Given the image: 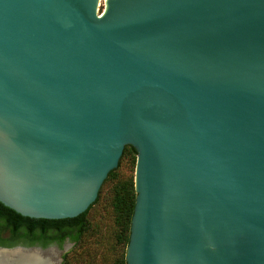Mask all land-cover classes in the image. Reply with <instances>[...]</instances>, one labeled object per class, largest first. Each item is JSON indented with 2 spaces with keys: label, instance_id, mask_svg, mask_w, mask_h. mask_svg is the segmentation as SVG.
I'll list each match as a JSON object with an SVG mask.
<instances>
[{
  "label": "water",
  "instance_id": "1",
  "mask_svg": "<svg viewBox=\"0 0 264 264\" xmlns=\"http://www.w3.org/2000/svg\"><path fill=\"white\" fill-rule=\"evenodd\" d=\"M125 146L126 264H264V0H0V203L74 218Z\"/></svg>",
  "mask_w": 264,
  "mask_h": 264
},
{
  "label": "trees",
  "instance_id": "2",
  "mask_svg": "<svg viewBox=\"0 0 264 264\" xmlns=\"http://www.w3.org/2000/svg\"><path fill=\"white\" fill-rule=\"evenodd\" d=\"M136 156L137 153L131 146H125L118 167L108 174L101 185L96 200L85 212L74 218L49 220L24 217L0 203V232L8 231L11 235L23 236L24 238L21 239L28 242L31 235L30 229H33L31 243L38 241L44 246L54 242L60 246L65 239H68L73 243V247L63 254L60 264H92L91 260L82 256L84 252H82L81 246L84 243V236L91 227L89 214L98 204L104 190L110 187L108 191L111 195L110 207L113 214V236L116 245L121 244L124 250L122 257L117 259L114 264H126L125 250L136 194L133 179L131 177L118 176L117 173L122 163L128 161L134 168ZM36 227L40 228L41 234L35 232ZM21 231L24 232L20 233ZM47 233L49 235H46ZM9 246H13V243L0 242V247Z\"/></svg>",
  "mask_w": 264,
  "mask_h": 264
},
{
  "label": "rangeland",
  "instance_id": "3",
  "mask_svg": "<svg viewBox=\"0 0 264 264\" xmlns=\"http://www.w3.org/2000/svg\"><path fill=\"white\" fill-rule=\"evenodd\" d=\"M118 167V166H117ZM135 167L130 162L122 163L118 169V176L131 177L134 183ZM109 188L102 193L100 200L93 211L89 214L90 229L84 236L82 243V256L91 260L92 264H114V262L124 254L121 244L116 245L113 232V214L110 207L111 195ZM65 245L64 247H67ZM68 252L73 245L69 246ZM79 250V249H78ZM65 252V253H66ZM64 253V254H65ZM61 253V257H62Z\"/></svg>",
  "mask_w": 264,
  "mask_h": 264
},
{
  "label": "bare ground",
  "instance_id": "4",
  "mask_svg": "<svg viewBox=\"0 0 264 264\" xmlns=\"http://www.w3.org/2000/svg\"><path fill=\"white\" fill-rule=\"evenodd\" d=\"M58 252L49 250L45 255L33 251H0V264H58Z\"/></svg>",
  "mask_w": 264,
  "mask_h": 264
},
{
  "label": "flooded vegetation",
  "instance_id": "5",
  "mask_svg": "<svg viewBox=\"0 0 264 264\" xmlns=\"http://www.w3.org/2000/svg\"><path fill=\"white\" fill-rule=\"evenodd\" d=\"M30 237H29V241L26 242L24 241L23 239L21 238H24L23 236H19L17 237V235H11L10 232L8 231H3V232H0V242H5L7 244H12L13 243V246H9V247H15V246H24V247H31V248H41V249H46V248H49V247H55L58 251H63L65 249V245H73V243H71L68 239H65L62 244L59 246L57 243H51V244H48V245H41L40 242H32V238H33V229H30ZM24 231H21L20 233H23ZM35 232L37 233H40L41 234V231H40V228L36 227L35 228ZM46 235H49V233H47ZM68 238V237H66ZM70 248V247H69ZM65 253V252H64ZM63 253V254H64ZM62 254V255H63Z\"/></svg>",
  "mask_w": 264,
  "mask_h": 264
}]
</instances>
